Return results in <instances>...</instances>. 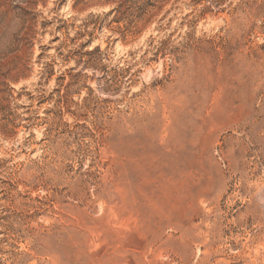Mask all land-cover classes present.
<instances>
[{
    "label": "rangeland",
    "instance_id": "374dc122",
    "mask_svg": "<svg viewBox=\"0 0 264 264\" xmlns=\"http://www.w3.org/2000/svg\"><path fill=\"white\" fill-rule=\"evenodd\" d=\"M0 264H264V0H0Z\"/></svg>",
    "mask_w": 264,
    "mask_h": 264
}]
</instances>
